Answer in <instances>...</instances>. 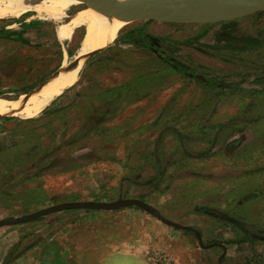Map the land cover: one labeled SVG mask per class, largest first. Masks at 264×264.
Segmentation results:
<instances>
[{"label": "rangeland", "instance_id": "obj_1", "mask_svg": "<svg viewBox=\"0 0 264 264\" xmlns=\"http://www.w3.org/2000/svg\"><path fill=\"white\" fill-rule=\"evenodd\" d=\"M233 22L227 31L261 45L215 49L226 23L135 22L118 37L143 30L147 39L123 46L117 37L89 57L62 111L4 126L0 221L66 202L138 199L206 245L243 235L224 216L264 232V12ZM55 25L32 10L0 24L32 41L0 40V96L34 91L60 63L66 48L43 32ZM82 34H72L69 55ZM188 242L198 245L193 232L138 208L66 211L0 228V264H184L176 254ZM227 246L226 264H264V244Z\"/></svg>", "mask_w": 264, "mask_h": 264}, {"label": "bare ground", "instance_id": "obj_2", "mask_svg": "<svg viewBox=\"0 0 264 264\" xmlns=\"http://www.w3.org/2000/svg\"><path fill=\"white\" fill-rule=\"evenodd\" d=\"M83 5L87 4L80 0H0V24L22 15L25 10H32L42 20L59 23L58 35L63 42L70 40L76 29L83 30L75 52L64 57L62 67L39 92L13 99L0 96V115L29 119L41 114L80 81L89 57L111 46L123 28L135 23L118 16L102 4L79 10L69 22L65 21L66 13L71 8Z\"/></svg>", "mask_w": 264, "mask_h": 264}, {"label": "water", "instance_id": "obj_3", "mask_svg": "<svg viewBox=\"0 0 264 264\" xmlns=\"http://www.w3.org/2000/svg\"><path fill=\"white\" fill-rule=\"evenodd\" d=\"M88 6L102 4L124 19L139 21H159L181 25L223 24L263 13L264 0H80ZM44 82L34 92H39ZM2 116V115H0ZM138 208L157 218L163 224L175 229L193 232L201 247H205L201 234L166 219L160 211L138 199H120L114 202L80 201L66 202L34 212L15 220L0 221V228L36 222L43 217L66 211L112 212Z\"/></svg>", "mask_w": 264, "mask_h": 264}, {"label": "crops", "instance_id": "obj_4", "mask_svg": "<svg viewBox=\"0 0 264 264\" xmlns=\"http://www.w3.org/2000/svg\"><path fill=\"white\" fill-rule=\"evenodd\" d=\"M69 22V21H67ZM153 22H159V21H153ZM162 24H168V25H176L173 23H167V22H159ZM10 27V26H8ZM8 27L6 28H2L0 29V40L4 39L7 41H14L15 43L21 45V46H30L32 41L26 36V34H14L12 31L8 30ZM58 27L59 25H55L54 28H50V27H45L43 29L44 33H50L51 29V36L49 35L50 38V43H54V45H57L59 47H65L66 51H65V55L63 54L62 58L64 59V57L69 56L68 50L70 49L69 47V43L70 40L68 41H61L59 39L58 36ZM143 30H136V31H129L126 32L125 34H122L118 37V39L115 41V43H119L122 44L123 46H129V45H134V44H127L125 43L126 39L131 36L133 39H135V42H139V41H144L145 39H147V36H145V34H143ZM72 38V37H71ZM34 46V45H33ZM98 55V54H97ZM96 56V55H95ZM94 56V57H95ZM93 58V57H92ZM92 58H90L88 61H90ZM63 59L60 61V63L56 66L53 67V69L47 73H45L43 76L39 77L38 79V83H36V88L33 89L34 91L39 88L44 82H47V80H49L54 72H57L59 70V68L61 67L62 61ZM87 61V62H88ZM81 80L72 88H70L69 90H67L62 96H60L57 100H55V102L47 107L41 114L29 118V119H36L38 117H41L43 115H45L46 113H48L49 111H52V114H55L57 112L62 111L65 107H67L71 101L73 100V97H76L75 91L76 89L80 86L81 84ZM32 90H26L24 92H26V94H23V92L20 95H28L32 92H34ZM74 93V94H73ZM19 95V96H20ZM5 118H13L12 121H6ZM18 120H28V119H22V118H17L14 116H0V136L3 134L2 132L4 131V126L9 125V124H14L16 121ZM2 139V138H0ZM245 217V216H244ZM246 221L244 220H237V221H232L230 225L234 226V227H240L241 225L242 228L244 229L243 235L238 238H233L230 239L227 243L228 244H235L236 246H245L250 244L251 246H255L257 244H264V232H262L261 230L257 232L256 236L254 234H251V232H248L245 228V223ZM242 223V224H241ZM203 241V240H202ZM198 242V240H197ZM205 247H201L199 242L198 245L192 247L189 246L190 243L188 242V248L186 249V251L180 252L178 254H176V256L181 257L183 260H186L185 262H183L184 264H226V262L229 260V257H231V253L229 252V247L227 246L228 244H224V243H219V242H215L209 245H206L203 242ZM189 258V259H186ZM250 259L251 257L246 258V263L250 264ZM264 259V256L261 257V260ZM182 260L178 259L177 262L180 263ZM264 262V261H263Z\"/></svg>", "mask_w": 264, "mask_h": 264}, {"label": "trees", "instance_id": "obj_5", "mask_svg": "<svg viewBox=\"0 0 264 264\" xmlns=\"http://www.w3.org/2000/svg\"><path fill=\"white\" fill-rule=\"evenodd\" d=\"M234 25V22H229L228 24H224L222 31L219 33L218 38V44L215 49L218 48H226V49H232L237 50L239 52H244L250 49L253 46H260L261 41L258 38L250 37V36H236L230 33L231 31H227L228 27H232ZM125 43L127 44H135V39H133L131 36H129ZM225 43V44H224ZM261 80H256V82H260ZM23 94H26V92H23ZM6 121H12L13 118H5ZM202 212H209L208 209L205 208H198ZM87 213H90V211H85ZM224 221L232 222V220L229 217H223ZM39 221V220H38ZM186 231V230H185ZM190 232V231H188Z\"/></svg>", "mask_w": 264, "mask_h": 264}]
</instances>
